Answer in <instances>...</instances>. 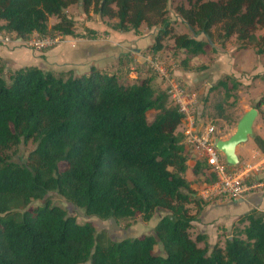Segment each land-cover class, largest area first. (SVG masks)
Masks as SVG:
<instances>
[{
  "label": "trees",
  "instance_id": "1",
  "mask_svg": "<svg viewBox=\"0 0 264 264\" xmlns=\"http://www.w3.org/2000/svg\"><path fill=\"white\" fill-rule=\"evenodd\" d=\"M169 2L0 0V31L24 41L35 33L76 36L66 9L79 3L85 11L117 19L116 29L140 33L142 24L156 26L149 46L153 53L165 49L169 36L188 58L213 51L214 39L224 45L233 35L242 47L252 45L257 54L264 53V34H256L264 27V0H184L175 12L193 35L174 32ZM53 16L57 21L50 26ZM104 33L87 30L92 38ZM4 70L0 64V264H264V211L243 214L247 224L226 237L224 246L217 242L210 249L205 235L192 238L193 221L208 202L193 196L185 176L190 149L178 130L184 115L154 76L124 81L127 69L92 66L76 73L25 65L7 79ZM238 84L226 75L212 88L221 87L228 99ZM263 102L264 97L254 107ZM255 140L264 150V140ZM29 141L35 147L28 162L1 156ZM206 166L199 162L197 170ZM215 179L214 174L205 177ZM52 191L104 219L140 214L149 221L158 210L166 213L152 233L113 240L97 234L92 222L79 223L52 204L47 197ZM44 198V204L27 208ZM191 203L196 213H191ZM20 208L25 210L18 212Z\"/></svg>",
  "mask_w": 264,
  "mask_h": 264
},
{
  "label": "rangeland",
  "instance_id": "2",
  "mask_svg": "<svg viewBox=\"0 0 264 264\" xmlns=\"http://www.w3.org/2000/svg\"><path fill=\"white\" fill-rule=\"evenodd\" d=\"M184 2V0H170L168 5V17L171 19L172 23L171 26L173 27L174 32L176 33H182L183 31L188 32L190 35H193L191 31L181 22H179L180 18H177V14L175 12V8L179 3ZM67 14H70L71 18L73 19L75 23V30L77 31H86L90 29V26H95L96 28H106L107 32H120L124 33L126 35H129L131 37L140 36L142 34L146 35V40L152 42L153 38L156 37L158 33V28L156 26L148 27L146 24H142L141 32L140 34L133 30H120L116 29L114 27V24L116 23L117 19L115 18H109L106 16H100L99 14L95 13L91 8L88 11H85L82 4L76 3L70 6V12ZM57 21L56 17H51L49 20V25H53L54 22ZM3 21H1L2 23ZM98 30V31H102ZM104 32V31H102ZM103 34V36L107 33ZM256 34L258 36L264 34V27H260L256 30ZM3 40L6 42H9L11 40L14 41L15 44H17L16 36L12 33L2 32ZM35 36H38L35 34ZM49 36H53L52 34H49ZM197 37H204V35H198ZM143 38V37H142ZM155 40V39H154ZM65 41V40H64ZM119 41V40H118ZM215 42H217L220 46L219 40L214 39ZM155 42V41H154ZM123 43V40H120L119 44ZM165 45V49H162L158 52L159 54V60L163 63L164 66H166L167 69H169V73L171 77L180 81L184 85H188V82H190V79L188 78L186 72L187 71H194V73L201 75V79H208V74L206 73V65L207 63H210L214 59L213 52L209 50L207 53L200 54L197 56H188L187 54L181 50L176 49L174 47V41L169 36L165 38L163 41ZM58 44V43H57ZM56 44V45H57ZM27 46H29L28 42L26 43ZM122 45V44H120ZM131 45V44H130ZM135 49L132 46H120L121 51L119 53V57L115 60V63L108 64L106 69H111L115 71H121L124 72V69H127L128 71L123 74L122 79L124 81H136L143 76H150L153 75L155 77L162 78L163 81L166 80V78L157 70H155L149 62H147L146 58L144 57L147 53H153L149 47L147 46V41L144 42L143 46L141 47L138 43H134ZM55 46V45H54ZM53 46V47H54ZM225 47L228 46L227 49L229 51H226L227 54H235L237 50L245 49V47L241 46V43L237 40L236 36L233 35L229 41H227L224 44ZM248 47V46H247ZM29 48H32L29 46ZM52 48V47H50ZM47 48L46 50L50 49ZM248 48H252V51L255 52V49L252 45H250ZM33 49V48H32ZM139 49L141 51V55L136 51ZM34 50V49H33ZM46 50H34L37 52H44ZM257 55V59L260 57V63L258 61V66L261 67V64H264V53L259 55L255 52ZM263 55V56H262ZM119 58V59H118ZM252 57L247 55L246 61H251ZM256 59V60H257ZM119 60H121L119 62ZM99 68V67H98ZM262 68V67H261ZM135 70V73L130 74V70ZM259 71V70H258ZM12 70L5 69L4 70V76L8 79L9 75L11 74ZM264 73V72H263ZM226 75H222L220 79L224 78ZM232 77L236 80L238 84L236 89L231 90L232 96L228 99H225L224 91L221 87H218L217 89H213V85L217 83L218 80L215 81V83H212V87L205 84V83H199V84H190L189 91H194L197 95V105L195 109V113L199 119H203L204 121L210 122L212 125L215 126L217 133L219 137L221 138H228L233 131L236 128V125L240 119V117L245 113V111L248 109V106L254 107L258 101L263 97L264 93V74H260L257 72H254L251 68L245 69L242 71H239L237 76L236 74L232 75ZM260 78L261 82L260 84L256 85L254 83V79ZM239 79V80H238ZM161 86V84H160ZM158 86V88H160ZM163 86H161V89ZM169 88V86H168ZM167 89V87H166ZM256 95L257 98L254 96ZM170 102L171 98H169ZM173 103V102H172ZM264 103L260 105L258 108L259 115L264 113ZM155 111H150L148 114L149 120H152ZM222 113V114H221ZM221 115V116H219ZM258 119V117H257ZM35 144L32 141H29L27 143H20L18 145L11 146L1 152V156L5 157L7 160H11L18 163H25L28 162V157L30 152L34 149ZM239 164V163H238ZM237 164V166H238ZM65 163L60 164V168H64ZM236 167V166H231ZM200 187V185H199ZM199 187L197 188V192L200 190ZM47 197L50 199L52 204L59 205L62 208H64L69 215H73L76 217L77 221L79 223H85V222H92L96 227L97 234L104 233L107 236H109L113 240H121L124 238H135L144 234H149L153 232L154 226L157 224V219L161 218L164 213H166L163 210H158L155 212V215L149 220L144 221L142 216L140 214L136 215L132 218H123V219H116V218H101L97 215H88L85 210L76 204H74L72 201L68 200L66 197L62 196L61 194L57 192H49ZM45 198L40 200H34L30 203V205L27 206V208H32L34 206H38L41 204H44ZM188 207L190 211L195 210L193 208L192 204H188ZM219 207V206H217ZM25 208L18 209V212H23ZM153 226V227H152ZM244 226H240L242 228ZM197 231L195 229H191V236L192 238H195L198 234H196ZM223 237L219 238L217 242L224 246L225 238L223 233H221ZM201 246L204 245V241L201 242ZM210 249H212L214 244H209ZM156 252H162L161 248L159 246H156L155 248ZM81 264H91L90 261L81 263Z\"/></svg>",
  "mask_w": 264,
  "mask_h": 264
},
{
  "label": "crops",
  "instance_id": "3",
  "mask_svg": "<svg viewBox=\"0 0 264 264\" xmlns=\"http://www.w3.org/2000/svg\"><path fill=\"white\" fill-rule=\"evenodd\" d=\"M72 5L73 4L70 6ZM70 6L66 9L67 13L70 12ZM68 15L71 17L70 14ZM177 16V18H180L179 22L183 23L188 28L182 18L178 14ZM90 29H94L96 31L103 29L102 31L107 32L106 28H96L95 26H90ZM139 30L141 32V28ZM75 31L78 35L63 36L62 40L57 45L44 52L34 51L26 45L28 40L24 41L18 37H16L15 40L17 44H15L13 40L6 42L3 40L1 35L4 31H0V64L5 66V69L12 71L25 65H37L46 71L54 72H86L89 71L92 66L106 69L108 64L110 65L115 63V60L119 57V53L121 51L120 46H124V50L125 46H135L134 43H138L141 47H145L143 45L144 42L147 41V46L149 47L154 43V39L156 38H153V41L150 42L145 39V34L131 37L124 33L111 31H108L105 36L92 38L87 35L86 31ZM182 33L188 32L183 31ZM35 34L33 36H35ZM14 36L16 35L14 34ZM120 40H123V43H120L122 45L119 44ZM133 48L135 49V47ZM212 48H214V50L211 52L215 54V57L210 63H207L208 65H206L207 67L205 68V74L209 75L208 79L202 80L200 77L201 75L194 73V71H187L186 74L190 79V82H188V85L185 86L188 89L191 83H205L211 86L213 82L215 83V81L219 80L224 74H236L237 76L239 71L249 68H251L254 72L257 70L258 73L262 75L264 74V64H261L262 68L258 66V61H261V57L257 59V55L252 51V48L246 47L245 49L237 50L235 54H227L226 51H229V49H227L228 46L225 47L221 44L219 46L217 42L212 43ZM136 51L139 54L141 53L139 49ZM247 55L252 57L251 61H246ZM148 56L158 58L159 54L147 53L144 57L147 58ZM120 61L121 60H119V62ZM133 73H135V70L131 69L130 74ZM178 80L181 79L178 78ZM260 80V78L254 79V83L258 85L261 82ZM155 83L157 86H160L161 84L163 89H166L167 87L166 90L168 92L169 82L167 80L163 81L162 78L155 77ZM262 95L264 97V93ZM254 97L257 98L256 95ZM249 108H251V106H248V109ZM257 117L258 119L256 118L254 122V135L249 137L246 142L238 145L236 152L239 157V164L238 166L236 165V167H232L237 171L245 172L246 182L248 185H253V183L257 181L264 183V150L259 147L255 140L256 136L264 140V113L263 115L260 114V116ZM187 125L186 121L182 122L179 125L178 130L181 132L184 131ZM199 162L201 163L205 161L197 160L195 157H189L187 161L188 169L185 176L190 181L191 188L195 191L193 196L198 198L200 202L205 201L208 203L199 211L198 218L193 221V227L191 229H195L197 231L196 234L205 235L207 237L206 239L208 244L215 245L217 240L223 237L221 233L225 234L224 238L230 236L232 237V233L236 228L241 229L240 226L247 224V220H241V216L243 214L254 209L264 211V185L251 188L239 198H231L224 195L208 196L205 194L206 188L212 182L205 180V177L211 175V173L208 166H206L203 171H198L197 164ZM198 187L200 190L197 192L196 190ZM191 204L193 208L196 207V209L192 210L191 213H196L197 206L194 203ZM159 219L160 218L157 219V222ZM200 244L201 242L199 245Z\"/></svg>",
  "mask_w": 264,
  "mask_h": 264
},
{
  "label": "built area",
  "instance_id": "4",
  "mask_svg": "<svg viewBox=\"0 0 264 264\" xmlns=\"http://www.w3.org/2000/svg\"><path fill=\"white\" fill-rule=\"evenodd\" d=\"M62 40V36H32L28 44L34 50H46L53 47ZM147 62L158 72H160L169 82V98L176 105L184 117L182 122H187L183 142L190 149V156L197 160L205 161L211 174L216 179L206 188L208 196H228L231 198L242 197L251 188L263 186L260 181L248 185L246 174L243 171L233 169L225 160L224 154L219 150L215 141L219 138L217 130L210 122L198 119L195 113L197 96L180 80L171 77L169 70L157 57L148 56Z\"/></svg>",
  "mask_w": 264,
  "mask_h": 264
},
{
  "label": "water",
  "instance_id": "5",
  "mask_svg": "<svg viewBox=\"0 0 264 264\" xmlns=\"http://www.w3.org/2000/svg\"><path fill=\"white\" fill-rule=\"evenodd\" d=\"M259 114L256 107H251L240 117L235 131L228 138H217L216 147L224 154L226 162L230 166H236L239 163V157L236 149L238 145L246 142L249 137L254 135V122ZM231 238V236H230Z\"/></svg>",
  "mask_w": 264,
  "mask_h": 264
}]
</instances>
